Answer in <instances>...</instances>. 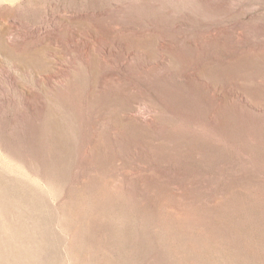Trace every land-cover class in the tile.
<instances>
[{
	"label": "rangeland",
	"instance_id": "rangeland-1",
	"mask_svg": "<svg viewBox=\"0 0 264 264\" xmlns=\"http://www.w3.org/2000/svg\"><path fill=\"white\" fill-rule=\"evenodd\" d=\"M0 264H264V0H0Z\"/></svg>",
	"mask_w": 264,
	"mask_h": 264
}]
</instances>
